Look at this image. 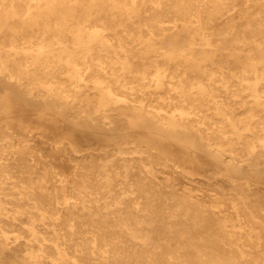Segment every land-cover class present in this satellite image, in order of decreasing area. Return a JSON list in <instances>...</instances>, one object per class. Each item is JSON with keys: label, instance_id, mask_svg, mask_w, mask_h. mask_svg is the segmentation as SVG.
I'll return each mask as SVG.
<instances>
[{"label": "bare ground", "instance_id": "6f19581e", "mask_svg": "<svg viewBox=\"0 0 264 264\" xmlns=\"http://www.w3.org/2000/svg\"><path fill=\"white\" fill-rule=\"evenodd\" d=\"M263 184L264 0H0V264H264Z\"/></svg>", "mask_w": 264, "mask_h": 264}, {"label": "rangeland", "instance_id": "374dc122", "mask_svg": "<svg viewBox=\"0 0 264 264\" xmlns=\"http://www.w3.org/2000/svg\"><path fill=\"white\" fill-rule=\"evenodd\" d=\"M213 26L216 28V29H222L223 28V22L221 19H215L213 22H212ZM132 63H134L132 65V69L134 70V72L137 70V69H142L143 66L142 64H139L137 60L133 59ZM222 96L224 95V92L223 91H219ZM243 96H246V92H243ZM150 98V97H149ZM242 110V107L238 108L237 111H240ZM264 185V184H263Z\"/></svg>", "mask_w": 264, "mask_h": 264}]
</instances>
